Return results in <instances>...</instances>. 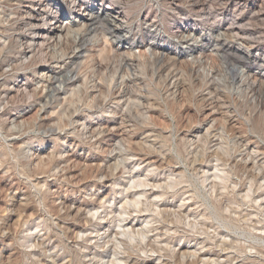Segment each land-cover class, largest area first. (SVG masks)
Returning a JSON list of instances; mask_svg holds the SVG:
<instances>
[{"label": "rangeland", "instance_id": "obj_1", "mask_svg": "<svg viewBox=\"0 0 264 264\" xmlns=\"http://www.w3.org/2000/svg\"><path fill=\"white\" fill-rule=\"evenodd\" d=\"M48 1L40 49L0 0V264H264V0Z\"/></svg>", "mask_w": 264, "mask_h": 264}, {"label": "bare ground", "instance_id": "obj_2", "mask_svg": "<svg viewBox=\"0 0 264 264\" xmlns=\"http://www.w3.org/2000/svg\"><path fill=\"white\" fill-rule=\"evenodd\" d=\"M115 2H122L121 0H114ZM172 1V0H171ZM194 1V0H193ZM202 2V1H201ZM93 3V2H92ZM23 4V3H22ZM157 4V3H156ZM53 5V2L52 1H48V0H37V2L35 3V4H32V7L30 8V9H27L28 11H27V14H28V17H26V18H28V21L29 22H27V23H29L33 28H32V30H33V33H34V37L33 38H30V41H32V43H31V45H29V47L30 46H37V47H39L40 49H42L43 47H44V45L46 44V41L48 40V38H47V36H49L51 33H53V31H55V30H59V28L61 27V26H59V27H57V26H54L53 27V20H49V18L47 17V10L48 9H51V6ZM73 6V5H72ZM79 6H81L80 4L78 5V6H76L75 5V3H74V9H78L79 8ZM182 6V5H181ZM180 6V7H181ZM196 10H197V8H195ZM118 11H120V10H118ZM181 12V11H180ZM95 15V14H94ZM94 15L93 16H91L90 17V19H89V21H91V20H93L94 19ZM120 15H122L123 16V18H126L127 16H128V14L126 13V12H121L120 13ZM201 16V15H200ZM204 16V15H203ZM86 18V17H85ZM84 18V19H85ZM118 18V17H117ZM53 19V18H52ZM44 22L45 21V23L44 24H40V22ZM95 21V20H94ZM150 21H152L153 23H155V20H150ZM104 22H106L107 24H108V27L110 26V27H112V29H113V32L114 33H116V38L118 39V40H120V42L122 41V40H126L127 38H125V37H121V35H120V33H121V30L122 29H126V27L125 26H123V25H121V24H117V21L115 20V21H109V20H106V21H104ZM235 24V23H234ZM238 24V23H237ZM61 29V28H60ZM237 29V28H236ZM244 29V28H243ZM111 30V29H110ZM213 30V29H212ZM235 30V29H234ZM238 31V30H237ZM239 33V32H238ZM171 34H174V35H176V32L175 31H173V32H171ZM251 34H253V33H251ZM27 35V34H26ZM242 35V34H241ZM79 40H81L83 37H82V33H79ZM245 36V35H244ZM190 35H187V36H185V35H183L182 37H179V40H178V42L179 43H184V42H188V40H190ZM221 39H219V38H216V40L215 41H218V43H220L219 41H220ZM223 42V41H222ZM23 44V43H22ZM21 44V45H22ZM221 44V43H220ZM228 44V43H227ZM219 45V44H218ZM112 46L113 45H110V47L112 48ZM196 46H199V45H192V48L194 49V48H196ZM220 46H222V49H226L225 47H227V45H220ZM114 47V46H113ZM151 48V50H152V55H153V60H148L147 61V67H146V73H147V75H146V77L149 75L150 76V79L151 78H153V76H154V74H155V70L154 69H152V67H153V63L159 58V56H158V54H157V52H155L154 50L157 48L156 46H151L150 47ZM158 48H159V46H158ZM160 50H163V48H160ZM195 50V49H194ZM225 51H227V49L225 50ZM230 51V50H229ZM24 53V52H23ZM230 53V52H229ZM228 56V55H227ZM241 56V55H240ZM243 56V55H242ZM242 56H241V58H242ZM236 57V56H235ZM243 57H245V56H243ZM229 58V57H228ZM239 58V57H238ZM230 59V58H229ZM133 62V61H132ZM238 62V61H237ZM124 63V64H123ZM234 63V62H233ZM105 65H106V67H107V69H109V71H113L114 73H117L120 69H122L123 68V66L124 65H126V66H129L130 68H133V64H131V63H129L128 61H125V62H123V61H118V63H115V62H113L112 61V59L111 60H108L107 62H105L104 63ZM4 66V65H3ZM149 66H151V67H149ZM158 66V65H157ZM61 67V66H60ZM103 67V65H102V63L101 62H98V66H97V71H99L101 68ZM235 67L234 66H232V71L235 73V69H234ZM190 69V68H189ZM188 69V70H189ZM229 69V68H228ZM231 69V68H230ZM62 70V69H61ZM60 70V71H61ZM57 71V70H56ZM56 71H54L51 75H50V78H49V85H50V90H48V92L46 93V95L47 96H50L51 95V93H53V91H55V90H58L55 86H53V79H55L56 77H57V73H56ZM177 71V70H176ZM197 72V71H196ZM198 72H199V70H198ZM141 75H145V73L143 74H141ZM48 77V76H47ZM135 77V76H134ZM142 78L143 77H145V76H141ZM172 78H175V80H174V82H173V85H174V87H181V86H183V80H181L180 79V75L179 74H175V75H173L172 76ZM172 78H171V80H172ZM254 78V77H253ZM257 79H258V77H257ZM62 80V83H64L66 86L70 83V81L72 80V75H69V74H66V75H64V77L61 79ZM210 81H208V83H210L211 85L210 86H213V85H215L216 83H215V81L212 79H209ZM253 80V79H252ZM256 80V79H255ZM16 82V81H15ZM127 83H129V82H127ZM170 84V83H169ZM12 85V84H11ZM217 86V85H216ZM128 87V86H127ZM214 87V86H213ZM95 88H96V91H98L100 94L98 95V98L100 97H102V93H104V92H106L105 91V88L103 87V85L102 84H96L95 85ZM247 88H249L250 90H249V92L250 93H252V94H254L255 96H256V94H259V96H258V99H257V101H258V103H261L262 104V106L261 107H263L264 108V96H262V94H263V88H257V86H255V84L253 83H248V87ZM28 90V89H27ZM214 90V89H213ZM181 91V90H180ZM204 94V93H203ZM207 95V94H206ZM55 96H58V95H55ZM134 96V92H133V90L130 88V87H128V88H126V89H124L123 91H122V93H121V97L122 98H128L127 100H130V98H132ZM257 97H255V99H256ZM216 99V98H215ZM250 99L247 97L246 98V101L245 102H241V101H239V102H237V104L238 105H243L244 103H249L250 105H252L253 106V109H254V111L256 112V105H255V103H254V101H249ZM208 102V101H207ZM213 103H216V102H211V104H213ZM218 104V103H217ZM140 107H136V110H135V112H134V115L132 116V118L133 117H137L139 114H140ZM136 120V119H135ZM194 156V155H193ZM162 185H160V187H161ZM154 189V188H153ZM14 197V196H13ZM65 200V199H64ZM63 205V204H62ZM66 206V205H65ZM68 207V206H67ZM75 209V208H74ZM86 210V207H84V206H82V205H80L79 206V208H78V212H80V211H82V210ZM72 213V209L71 208H69L68 209V214H71ZM77 214V213H76ZM168 217V216H167ZM80 219V218H79ZM127 221V219H123V221ZM168 222V221H167ZM83 227H81V226H79V225H71L70 227H69V234H74V235H77V233L82 229ZM101 238L102 239H104V242H106V243H108V242H111V239H109L108 240V238H112L111 237V233H108L107 231H105L104 233H102L101 234ZM120 239V241L121 242H125V240L123 239V238H119ZM39 240V239H38ZM39 242V241H38ZM37 242V243H38ZM73 242V241H72ZM115 243H114V241H113V244H112V246L113 247H110V248H107L105 251L107 252V253H111V252H113L114 254H117V251H116V249H115ZM74 246V245H73ZM92 248V247H91ZM91 252V251H90ZM209 252V251H208ZM129 256V255H128ZM112 262V261H111ZM114 262V261H113ZM53 264H54V262H53Z\"/></svg>", "mask_w": 264, "mask_h": 264}]
</instances>
